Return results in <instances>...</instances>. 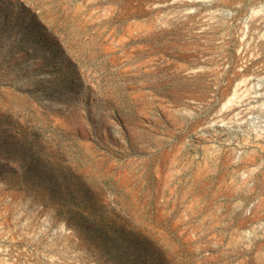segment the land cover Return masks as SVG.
I'll return each mask as SVG.
<instances>
[{
    "label": "rangeland",
    "instance_id": "obj_1",
    "mask_svg": "<svg viewBox=\"0 0 264 264\" xmlns=\"http://www.w3.org/2000/svg\"><path fill=\"white\" fill-rule=\"evenodd\" d=\"M0 264H264V0H0Z\"/></svg>",
    "mask_w": 264,
    "mask_h": 264
}]
</instances>
